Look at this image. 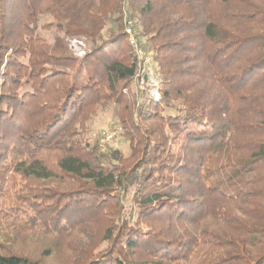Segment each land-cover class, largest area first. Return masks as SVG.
I'll return each mask as SVG.
<instances>
[{
    "label": "trees",
    "instance_id": "16d2710c",
    "mask_svg": "<svg viewBox=\"0 0 264 264\" xmlns=\"http://www.w3.org/2000/svg\"><path fill=\"white\" fill-rule=\"evenodd\" d=\"M0 264H264V0H0Z\"/></svg>",
    "mask_w": 264,
    "mask_h": 264
},
{
    "label": "rangeland",
    "instance_id": "374dc122",
    "mask_svg": "<svg viewBox=\"0 0 264 264\" xmlns=\"http://www.w3.org/2000/svg\"><path fill=\"white\" fill-rule=\"evenodd\" d=\"M49 20V17H44L41 19V23L48 22ZM110 28H113V23L108 21L103 31L104 36L107 35L108 29ZM37 34L50 45H53L55 42L59 43V45L63 46L62 51H64L65 55H71L77 59L83 58H79L80 55L83 54L85 56L91 47V43L85 37L64 36L54 28L39 29ZM62 51L57 50L56 52L60 53ZM147 53L149 52H144L145 60L141 63V73L142 75L144 74V78L135 79L134 87H137L135 89L139 90L145 89V92L149 93L151 96L157 95L155 99H159V83L155 72V64L152 57ZM118 111V106L113 104L112 101L104 102L97 107L95 114L91 117V120L88 123V136L90 137V140L97 141L102 152H106L110 148L115 157H117L119 153L124 156L128 153L127 143L119 135V128L117 126ZM107 135L109 136L108 140H106ZM100 140L102 142L106 140L103 146L104 149H102L100 145Z\"/></svg>",
    "mask_w": 264,
    "mask_h": 264
},
{
    "label": "built area",
    "instance_id": "2783aa9c",
    "mask_svg": "<svg viewBox=\"0 0 264 264\" xmlns=\"http://www.w3.org/2000/svg\"><path fill=\"white\" fill-rule=\"evenodd\" d=\"M130 24H131V23L128 22V25H130ZM126 32H127V33L129 34V36H130V42H131V44H132V46H133L134 51L136 52V54H137V56H138V58H139V60H140V64H141L142 61L145 60V54H144V51H143L142 49H139L138 46L136 45V40H135V38H134V36H133V33H132V30H131V28H129V26H128L127 29H126ZM83 56H84V55L81 54L79 58H81V57H83ZM141 69H142V64H141ZM141 69H140V71H141ZM141 72H142V71H141ZM141 72H140V76H139L140 79H141V78H144V74L142 75ZM156 96H157V95H156ZM106 138H107L106 140H108V139H109V136L107 135ZM106 140H105V141H106ZM105 141L102 142V141L100 140V145H101L102 149H104L103 146H104V144H105Z\"/></svg>",
    "mask_w": 264,
    "mask_h": 264
}]
</instances>
